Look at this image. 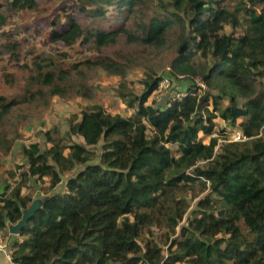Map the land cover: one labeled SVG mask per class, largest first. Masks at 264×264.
<instances>
[{
  "label": "trees",
  "instance_id": "obj_1",
  "mask_svg": "<svg viewBox=\"0 0 264 264\" xmlns=\"http://www.w3.org/2000/svg\"><path fill=\"white\" fill-rule=\"evenodd\" d=\"M71 1L102 22L110 20L108 6L115 7L117 17L108 27L89 30L70 16L64 30L52 31V41L73 45L83 39L99 51L116 46L123 36L130 44L152 48L174 44L171 75L193 84L182 96L155 106L148 102L164 78L148 74L141 95L119 90L133 110L129 117L89 105L69 120L70 144L61 141L55 127L41 133L49 148L24 146L27 170L15 187L6 185L0 193V233L8 235L9 225L19 223L35 200L23 195L24 179L49 178L54 190L81 169L63 192L44 196L41 208L11 243L12 262L264 264V137L259 136L264 127V0H234L239 11L231 9L230 0H169L170 16L148 24L134 16L141 0ZM3 8L25 11L37 4L0 0L2 27L7 20ZM225 26L233 32L223 33ZM239 27L245 31L236 36ZM7 47L18 53L17 43ZM198 56L211 64L196 66ZM85 65L122 72L110 56ZM197 76L209 91L194 84ZM44 77L54 79L51 73ZM15 103L0 97V122ZM217 119L241 130L247 140L220 144L228 134L217 127ZM99 145L100 162L95 163L91 149ZM207 191L171 240L190 209L187 196Z\"/></svg>",
  "mask_w": 264,
  "mask_h": 264
},
{
  "label": "rangeland",
  "instance_id": "obj_2",
  "mask_svg": "<svg viewBox=\"0 0 264 264\" xmlns=\"http://www.w3.org/2000/svg\"><path fill=\"white\" fill-rule=\"evenodd\" d=\"M168 3L169 0H141L134 14L135 19L138 23L148 24L155 17L170 16L169 12L173 9ZM36 4L37 8L33 10L8 12L2 9L7 20L3 27L0 26V97L5 98L7 103H16L0 122V192L6 185L15 187L21 180V172L27 170L28 164L22 150L24 146L38 143L42 150L49 148L51 145L45 143L41 133L55 127L60 131L61 141L70 144L69 120L74 115L80 117L81 111L87 106L99 104L108 113L129 117L133 110L119 95V90L124 87L141 95L148 74L173 80L170 87L158 90L149 99L148 104L155 106H163L168 99L182 96L189 83L193 84L191 80H179L171 75V63L177 55L174 44L165 48H152L142 43L130 44L127 37L123 36L118 39L116 46L99 51L94 45L84 43L83 39L73 45L51 40L52 31L64 30L70 16L84 29L108 27L117 17L114 6L107 7L110 20L102 22L101 19L80 12L71 0H36ZM230 4L232 10L239 11L233 7L234 0H230ZM257 8L260 10L261 6ZM244 31V28L239 27L234 34L239 36ZM231 32L232 27L225 26L223 33ZM175 37L172 35L173 39ZM13 43L19 47L15 55L7 47ZM99 56H110L121 64V75L85 65ZM195 63L205 68L211 61L198 56ZM46 73L53 74V81L45 80ZM193 81L202 92L209 91L200 76L193 78ZM257 86L263 88L262 84ZM57 91L63 95H55ZM216 124L228 134L219 139L220 144L231 141L233 132L239 130L228 126L221 119H217ZM72 140L83 143L80 137H73ZM205 142L208 143L209 139ZM100 149L101 145L91 149L95 154V163L100 162ZM80 169L78 167L71 172L54 190L50 188L49 178L40 182L26 178L22 181L25 186L22 193L34 199L61 193L67 180ZM9 172L17 175L15 179ZM208 194L209 191L198 193L197 198L192 194L187 196L190 209L177 228L176 235L171 234V240L178 237L180 227L186 225L188 218L197 209V202ZM157 234L160 236V232Z\"/></svg>",
  "mask_w": 264,
  "mask_h": 264
},
{
  "label": "water",
  "instance_id": "obj_3",
  "mask_svg": "<svg viewBox=\"0 0 264 264\" xmlns=\"http://www.w3.org/2000/svg\"><path fill=\"white\" fill-rule=\"evenodd\" d=\"M46 199L47 197H42L40 199L34 200L30 208L24 212L21 221L9 227L10 233L15 236L20 235L21 231L28 226L29 221L34 217L36 212L41 208L43 201H45Z\"/></svg>",
  "mask_w": 264,
  "mask_h": 264
},
{
  "label": "built area",
  "instance_id": "obj_4",
  "mask_svg": "<svg viewBox=\"0 0 264 264\" xmlns=\"http://www.w3.org/2000/svg\"><path fill=\"white\" fill-rule=\"evenodd\" d=\"M184 78H185L184 76H177V79H179V80H183ZM172 81L173 80H171V79H165V78L162 79L159 83L158 90L170 87ZM259 136L264 137V127L261 130ZM232 137H233V139L231 141L228 140L227 142H243V141L247 140V137H245V135L243 134V132L241 130L233 132ZM5 249H6V244H5V241L3 240L2 235L0 233V253L5 252Z\"/></svg>",
  "mask_w": 264,
  "mask_h": 264
},
{
  "label": "crops",
  "instance_id": "obj_5",
  "mask_svg": "<svg viewBox=\"0 0 264 264\" xmlns=\"http://www.w3.org/2000/svg\"><path fill=\"white\" fill-rule=\"evenodd\" d=\"M1 193V192H0ZM36 200V199H35ZM12 224L9 225V227ZM2 237L4 238L3 240L5 241L6 244V249L5 252L0 253V264H14L11 260L10 257V248H11V243L18 238V236L12 235L10 232L8 235L1 233Z\"/></svg>",
  "mask_w": 264,
  "mask_h": 264
}]
</instances>
